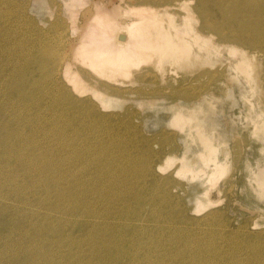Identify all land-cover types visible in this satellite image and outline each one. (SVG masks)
Here are the masks:
<instances>
[{"label":"rangeland","instance_id":"1","mask_svg":"<svg viewBox=\"0 0 264 264\" xmlns=\"http://www.w3.org/2000/svg\"><path fill=\"white\" fill-rule=\"evenodd\" d=\"M74 1L73 18L62 6L63 0H0V245L4 243L0 246V264H163V261L164 264H263L264 190L257 180L264 170L263 47L245 43L242 37H247V33L237 24L232 23L229 29L219 28V32L202 29L200 0H186L189 10H171L174 21L181 24L183 17L192 13L190 23L194 24L196 18L200 31L208 37L213 35L211 43L228 44L222 45L218 54L169 62L166 59L161 63L156 61L159 54L155 52L150 60L131 62L129 74L106 61L94 65L78 61L79 79L84 87H78L77 91L75 82L55 73L59 54L64 53L61 60L69 61L76 53V37L87 31L99 6L111 14L116 12L113 14L117 21L126 15L133 22L141 13L128 10L144 3L142 0ZM98 27L107 31L104 23ZM228 36L233 40L224 42ZM236 37L243 42H234ZM226 47L238 49V54L225 51ZM45 50L55 53L56 59L45 61L42 56ZM245 54L251 64L247 71L240 72L234 66L237 58ZM40 60L45 67L43 75L34 71ZM14 100L18 102L16 105ZM202 138L209 140L213 154ZM210 155L225 167L217 169ZM4 197H9L8 201ZM63 211L64 216L60 217Z\"/></svg>","mask_w":264,"mask_h":264},{"label":"bare ground","instance_id":"2","mask_svg":"<svg viewBox=\"0 0 264 264\" xmlns=\"http://www.w3.org/2000/svg\"><path fill=\"white\" fill-rule=\"evenodd\" d=\"M143 1V3H144V5H140V6H136V7H132V8H130L128 11H132L133 12V10L135 9V10H137L138 12H139V14L141 13V15H140V18H136L137 20H135V19H133V22L132 21H130V20H128V17L126 16V15H123V16H121L120 18H119V20L117 21L116 20V18H114V15L115 14H113V13H116V12H112V14H111V12H108V11H104L103 9H101L100 8V6L97 8V11H96V14H95V16L90 20V23H89V25H88V28H87V31L85 32V33H83V34H81V33H78V37H76V39H77V42H78V45H77V47H76V53H74L70 58H69V61H67V60H64V59H62L61 60V57H62V55L64 54V53H60L59 54V56L57 57V55L55 54V53H53L52 52V54L50 53V52H48V51H44V53L42 54V56H43V58L45 59V61H46V59H53V61L56 59V57H57V59L59 58V61H57L58 63H57V65L58 66H56V71H55V73L57 74V72L58 73H60V74H62L64 77H65V79H67V80H71V81H73V82H75L76 84H73V86H74V88L78 91L79 89H78V87L79 88H82V86L84 87V85L82 84V82H81V80L79 79V71H78V69H77V67H78V61L79 62H82V63H84V64H87V63H93V65L96 63V64H100V62L101 61H106L107 62V64L109 65V64H114L113 66H120L121 68H123L124 69V71H126L128 74L130 73V63L131 62H133V61H135L136 59H141V60H147V59H151V57H153L154 56V53L155 52H158L157 54H159V56H157V62H164L163 60H165V61H167L166 59H168V62H169V60L171 61V60H180V59H182L183 60V58H190V57H194V56H197L198 57V55H199V57H202V56H205V57H208V56H210L211 54H218L219 52H220V47L222 46V45H224V44H218V43H211L210 42V39L213 37V35H210L209 34V37L208 36H206L205 34H203L201 31H200V29L196 26V23H197V19L196 18H194V24H193V22L191 21V23H190V20L192 19V16H194L192 13H188L185 17H183V19H184V21L183 22H181V24H177L176 23V21H174V18H173V15H172V12H171V10H178V9H182V10H185L186 9V11L187 10H189V7H188V4H187V2H186V0H142ZM200 3L202 4V6L199 8L200 9V11H201V13H202V17H201V22H202V29H205V30H213L214 31V29H216L217 30V32H219V28H222V27H226V28H228L229 29V26L233 23V24H237V25H239V28H240V30H242L243 32H246L247 33V37H242V40L245 42V43H247V44H249V43H253L252 45L254 46V45H257V46H260V47H263V49H264V0H200ZM62 6H64V8H65V10L71 15V17H75V15H76V3H75V1L74 0H63V5ZM211 7V8H210ZM124 11H125V9H124ZM229 13H230V15H229ZM233 13V14H232ZM119 14V13H118ZM125 14V13H124ZM221 14H223L224 16H222ZM231 16H233V17H231ZM118 17H119V15H118ZM99 18H102V19H99ZM108 20H107V19ZM212 18V19H211ZM231 18H233V19H231ZM135 20V21H134ZM167 21V22H166ZM165 22L167 23V25L165 24ZM102 23H104L105 24V28L107 29V31H100L99 30V25L100 24H102ZM193 24V25H192ZM55 30H57V29H55ZM119 30V31H118ZM256 30V33L255 34H253V32ZM49 31V30H48ZM58 31V30H57ZM45 32H47V31H45ZM209 32V31H208ZM54 33V32H53ZM42 34H44L43 32H42ZM51 34V33H50ZM47 35V34H46ZM40 36V35H39ZM38 36V37H39ZM221 37H222V39L223 40H226L227 38L226 37H224V36H222V35H220ZM14 37V36H13ZM41 37V36H40ZM58 37V36H57ZM228 37H230V36H228ZM37 38V37H36ZM56 38V37H55ZM6 39V38H5ZM27 39V38H26ZM31 39V38H30ZM54 39V38H53ZM9 40H11V39H9ZM44 40V39H43ZM233 39H232V37H230V38H228V40L227 41H224V42H230V41H232ZM236 41H234V42H238V41H242L241 39H239V38H237L236 37V39H235ZM34 41H36V40H34ZM41 41V40H40ZM58 41V40H57ZM242 41V42H243ZM10 42V41H9ZM11 42H12V40H11ZM10 42V43H11ZM25 42V41H24ZM30 42V41H29ZM33 42V41H32ZM52 42V41H51ZM5 43V42H4ZM16 43V42H15ZM23 43V42H22ZM35 43V42H34ZM43 43V42H42ZM55 43V42H54ZM6 44V43H5ZM19 44H21V43H18L17 45H19ZM25 44H27L26 42H25ZM30 44V43H29ZM13 45V44H12ZM17 45H15V46H17ZM23 45H24V43H23ZM36 45V44H35ZM37 45H40V44H37ZM52 45V44H51ZM225 45H228L227 43L225 44ZM20 47V46H19ZM38 47V46H37ZM55 47V46H54ZM5 48V47H4ZM24 48H25V46H24ZM35 48V47H34ZM29 49V48H28ZM31 49V48H30ZM39 49V48H38ZM40 49H43V48H40ZM49 49H53V48H49ZM55 49V48H54ZM225 49V51L227 50V51H230V52H232V53H234V54H238L237 53V51H238V49L236 50V49H233V48H229V47H226V48H224ZM12 50V49H11ZM61 50H62V48H61ZM12 51H14V50H12ZM15 51H16V49H15ZM17 51H19V50H17ZM31 51V50H30ZM29 52V51H28ZM34 52V51H33ZM4 53V52H3ZM14 53V52H13ZM12 53V54H13ZM26 53V52H25ZM24 53V54H25ZM32 53V52H31ZM30 53V54H31ZM36 53V52H35ZM173 53V54H172ZM256 53V52H255ZM10 54H11V52H10ZM11 54V55H12ZM28 54V53H27ZM40 54V53H39ZM23 55V54H22ZM34 55H36V54H34ZM172 55V56H171ZM1 56V55H0ZM14 56V55H13ZM26 56V55H25ZM24 56V57H25ZM29 56V55H28ZM41 56V55H40ZM12 57V56H11ZM10 57V58H11ZM27 57V56H26ZM204 57V58H205ZM234 57V56H233ZM9 58V57H8ZM13 58V57H12ZM15 58V57H14ZM17 58V57H16ZM31 59H33V58H31ZM12 60V59H11ZM24 60V59H23ZM30 60V59H29ZM28 60V61H29ZM186 60V59H185ZM187 60H189V59H187ZM233 60V59H232ZM234 60H236V59H234ZM28 61H26V62H28ZM41 61H43V60H40L39 62V67H37L34 71H36V72H38V74L40 73L41 74V72H43V70H44V64H43V62H41ZM49 61V60H48ZM191 61V60H190ZM201 61V60H200ZM6 62V64H8L7 63V61H5ZM14 62V61H13ZM232 62V61H231ZM17 63V62H16ZM1 64H3V63H1ZM15 64V63H14ZM23 64H25V63H23ZM30 64V63H29ZM250 64H251V62H250V59H249V56H248V54H245V56H243V55H240V57H238L237 58V61H236V63H235V66L234 67H236V69L237 70H239L240 72H244V71H247V68H249L250 67ZM5 65V64H4ZM18 65V64H17ZM22 65V64H21ZM253 65V64H252ZM12 66H13V64H12ZM23 66V65H22ZM54 66V65H53ZM112 66V67H113ZM136 66H140V64H137ZM230 66H231V64H230ZM24 67V66H23ZM29 67V66H28ZM7 68V67H6ZM26 68V67H25ZM50 68H52V67H50ZM54 68H55V66H54ZM23 69V68H22ZM53 69V68H52ZM6 70V69H5ZM4 70V71H5ZM1 71H2V69H1ZM3 71V72H4ZM15 71V70H14ZM13 71V72H14ZM21 71V70H20ZM23 71V70H22ZM27 71H28V69H27ZM45 71H47V70H45ZM48 71H50V70H48ZM52 71V70H51ZM9 72V71H8ZM25 72V71H24ZM24 72H23V74L22 75H24ZM19 73H21V72H19ZM27 73V72H26ZM25 73V74H26ZM43 74H45V73H43ZM43 74H41V75H43ZM47 74V73H46ZM240 74V73H239ZM10 75H12L11 73H10ZM15 75V74H14ZM17 75V74H16ZM55 75V74H54ZM17 76H19V75H17ZM26 76V75H25ZM24 76V77H25ZM40 76V75H39ZM240 76V75H239ZM23 77V78H24ZM45 78L47 77V76H44ZM56 77V76H55ZM4 78V77H3ZM14 78V77H13ZM20 78H22V76H20ZM20 78H18V79H20ZM35 78V77H34ZM34 78H32V79H34ZM39 78V77H38ZM240 78H241V76H240ZM17 79V80H18ZM27 79V78H26ZM41 79H42V81H43V77H41ZM53 79V78H52ZM243 79H244V77H243ZM13 80V79H12ZM16 80V82H18ZM45 80V79H44ZM48 80V79H47ZM58 80V82H59V79H57ZM245 80V79H244ZM19 81H22V80H19ZM27 81V80H26ZM25 81V82H26ZM34 81V80H33ZM40 81V80H39ZM51 81V80H50ZM53 81V80H52ZM1 82V81H0ZM3 82V81H2ZM7 82V81H6ZM35 82V81H34ZM46 82V81H45ZM55 82H57V81H55ZM9 83H10V81H9ZM31 83V82H30ZM33 83V82H32ZM36 83V82H35ZM47 83V82H46ZM53 83H54V81H53ZM60 83V82H59ZM4 84V83H3ZM7 84V83H6ZM23 84V83H22ZM21 84V85H22ZM39 84V83H38ZM48 85H49V83H47ZM56 84V83H55ZM64 84V83H63ZM2 85V84H1ZM11 86H13L12 84H10ZM20 85V86H21ZM25 85H27V83L25 84ZM31 85H33V84H31ZM31 85H30V87H31ZM46 85V84H45ZM45 85H43V86H45ZM47 85V86H48ZM9 86V85H8ZM34 86H36V84L34 85ZM51 86V85H50ZM53 86V85H52ZM3 87V86H2ZM4 87H5V85H4ZM3 87V88H4ZM10 87V86H9ZM28 87V86H27ZM41 87V86H40ZM109 87V86H108ZM107 87V88H108ZM6 88V87H5ZM16 88V87H15ZM25 88H26V86H25ZM46 88V87H45ZM52 88V87H51ZM54 88V87H53ZM61 88H64V86H61ZM65 88H67V87H65ZM11 89V88H10ZM9 89V90H10ZM23 89H24V87H23ZM42 89H43V87H42ZM59 89V88H58ZM110 89H112V87H110ZM2 90V89H1ZM0 90V91H1ZM44 90V89H43ZM12 91H13V89H12ZM37 91H38V89H37ZM41 91V90H40ZM45 91V90H44ZM43 91V92H44ZM46 91H47V89H46ZM52 91V90H51ZM19 92V91H18ZM33 92V91H32ZM32 92H31V94H32ZM53 92V91H52ZM51 92V93H52ZM60 92V91H59ZM61 92H63V91H61ZM67 92V91H66ZM95 92H97V90L95 89ZM7 93V92H6ZM9 93V92H8ZM13 93V92H12ZM98 93V92H97ZM5 94V93H4ZM23 94V93H22ZM30 94V93H29ZM30 94V95H31ZM34 94H35V92H34ZM33 94V95H34ZM42 94V93H41ZM66 94V93H65ZM13 95V94H12ZM20 95H21V93H20ZM28 95V94H27ZM43 95V94H42ZM45 95H46V93H45ZM44 95V96H45ZM62 96H63V94H61ZM94 95H98V94H96V93H94ZM2 96V95H1ZM5 96V95H4ZM23 96V95H22ZM24 96H25V94H24ZM48 96V95H47ZM100 96V95H99ZM98 96V97H99ZM103 96V95H102ZM101 96V97H102ZM11 97V96H10ZM39 97H40V95H39ZM38 97V98H39ZM43 97V96H42ZM49 97V96H48ZM69 97H71V96H69ZM105 97V96H104ZM31 98H32V96H31ZM33 98H35V97H33ZM62 98V97H61ZM60 98V99H61ZM75 98V97H74ZM73 98V99H74ZM5 99H6V97H5ZM58 99V98H57ZM69 99V98H68ZM4 100V99H3ZM10 100H11V98H10ZM13 100V99H12ZM12 100H11V103H12ZM21 100V99H20ZM30 100V99H29ZM29 100H27V102L29 101ZM40 100V99H39ZM64 100V99H63ZM70 101L72 100V99H69ZM17 101V100H16ZM56 101H58V100H56ZM4 102H7V101H5L4 100ZM10 102V101H9ZM26 102V103H27ZM48 102V101H47ZM61 102V101H60ZM18 103V102H17ZM17 103H15V100H14V103L13 104H17ZM29 103V102H28ZM32 103H33V101H32ZM52 103V102H51ZM55 103V102H54ZM65 103V102H64ZM70 103V102H69ZM69 103H67V104H69ZM82 103V102H81ZM5 104H7V103H5ZM4 104V105H5ZM8 104H10V103H8ZM12 104V105H13ZM23 104V103H22ZM62 104H63V102H62ZM2 105V104H1ZM11 105V104H10ZM21 105V104H20ZM19 105V106H20ZM24 105V104H23ZM58 105V104H57ZM70 105H72L71 103H70ZM83 105V104H82ZM29 106V105H28ZM73 106V105H72ZM86 106V105H85ZM84 106V107H85ZM7 107H8V105H7ZM24 107V106H23ZM34 107V106H33ZM54 108L56 107V106H53ZM59 107V106H58ZM6 108V107H5ZM9 108H11V107H8V109ZM27 107H25V109H26ZM60 108H62V107H60ZM60 108H58V109H60ZM75 108V107H74ZM79 108V107H78ZM82 108V107H81ZM181 108V107H180ZM179 107H177L176 106V109H180ZM13 109V108H12ZM34 109V108H33ZM49 109V108H48ZM47 109V110H48ZM52 109V108H51ZM92 109V111H93V109L94 108H91ZM3 110V109H2ZM7 110V109H6ZM23 110H24V108H23ZM63 110H65V109H63ZM70 110V109H69ZM73 110V109H72ZM75 110V109H74ZM95 110V109H94ZM26 111V110H25ZM51 111V110H50ZM54 111V110H53ZM59 111V110H58ZM65 112H67V111H65ZM80 112V111H79ZM82 112V111H81ZM80 112V113H81ZM95 112H96V110H95ZM95 112H93V113H95ZM4 113V112H3ZM7 113V112H6ZM9 113V112H8ZM16 113V112H15ZM24 113V112H23ZM20 114H22V112H20ZM33 114V113H32ZM70 114V113H69ZM76 114H77V112H76ZM87 114V113H86ZM25 115V114H24ZM23 115V116H24ZM28 115V114H27ZM58 115H60V114H58ZM5 116H7V115H5ZM12 116V115H11ZM17 116V115H16ZM22 116V117H23ZM71 116V115H70ZM79 116V115H78ZM88 116V115H87ZM1 117V116H0ZM2 117H3V115H2ZM13 117H15V116H13ZM21 117V118H22ZM25 117V116H24ZM36 117V116H35ZM47 117V116H46ZM91 117V116H90ZM10 118V117H9ZM20 118V117H19ZM20 118V119H21ZM27 118V117H26ZM40 118V117H39ZM44 118V117H43ZM51 118V117H50ZM67 118H69V117H67ZM71 118V117H70ZM94 118V117H93ZM5 119V118H4ZM19 119V120H20ZM42 119V118H41ZM49 119V118H48ZM52 119V118H51ZM79 119H80V117H79ZM2 120V119H1ZM18 120V121H19ZM29 120V119H28ZM32 120V119H31ZM44 120V119H43ZM69 120V119H68ZM76 120H78V119H76ZM7 121V120H6ZM5 121V122H6ZM10 121V120H9ZM12 121V120H11ZM22 121V120H21ZM37 121V120H36ZM74 122H75V120H73ZM80 121H83V120H80ZM89 121V120H88ZM3 122V121H2ZM13 122H16V121H13ZM28 122V121H27ZM58 122V121H57ZM60 122V121H59ZM58 122V123H59ZM72 122V121H71ZM94 122H96V121H94ZM105 122H106V120H105ZM10 123V122H9ZM17 123V122H16ZM35 123H37V122H35ZM45 123V122H44ZM47 123V122H46ZM82 123V122H81ZM88 123V122H87ZM1 124V123H0ZM12 123H10V125H11ZM19 124H20V122H19ZM59 124H61V123H59ZM64 124V123H63ZM99 124V123H98ZM97 124V125H98ZM16 125V124H15ZM18 125V124H17ZM74 125V124H73ZM81 125V124H80ZM80 125H79V127H80ZM84 125H86V124H84ZM101 125V124H100ZM103 125V124H102ZM101 125V126H102ZM4 126V125H3ZM2 126V127H3ZM21 126V125H20ZM19 126V127H20ZM27 126V125H26ZM38 126V125H37ZM40 126V125H39ZM46 126V125H45ZM49 126H50V124H49ZM61 126V128H62V125H60ZM75 126V125H74ZM73 126V127H74ZM89 126V125H88ZM109 125L107 124V127H108ZM111 126V125H110ZM13 126H11V128H12ZM24 127V126H23ZM35 127V126H34ZM48 127V126H47ZM86 127V126H85ZM91 127V126H90ZM97 127V126H96ZM103 127V126H102ZM121 127V126H120ZM10 128V127H9ZM30 128V127H29ZM41 128V127H40ZM60 128V127H59ZM60 128V129H61ZM89 128V127H88ZM92 128H94V127H92ZM104 128V127H103ZM27 129V128H26ZM45 129V128H44ZM82 129H83V126H82ZM11 130H14V129H11ZM25 130V129H24ZM31 130H33V129H31ZM39 130V129H38ZM46 130V129H45ZM57 130V129H56ZM92 130V129H91ZM101 130V129H100ZM104 130V129H103ZM102 130V131H103ZM112 130V129H111ZM5 131V130H4ZM7 131V130H6ZM9 131V130H8ZM17 132L19 131V130H16ZM28 131H30V130H28ZM58 131V130H57ZM63 131V130H62ZM68 131V130H67ZM84 131H85V129H84ZM83 131V132H84ZM15 132V131H14ZM20 132H22V131H20ZM26 132V131H25ZM35 132V131H34ZM40 132V134H41V130L39 131ZM46 132V131H45ZM51 132V131H50ZM56 132V131H55ZM59 132H60V130H59ZM82 132V133H83ZM87 132V131H86ZM117 132V131H116ZM1 133V132H0ZM5 133V132H4ZM7 133V132H6ZM30 133V132H29ZM36 133V132H35ZM57 133V132H56ZM61 133V132H60ZM63 133V132H62ZM101 133V132H100ZM99 133V134H100ZM103 133V132H102ZM108 133V132H107ZM118 133V132H117ZM3 134V133H2ZM9 134V133H8ZM11 134V133H10ZM13 134V133H12ZM18 134V133H17ZM23 134H25V133H23ZM31 134H32V132H31ZM53 134V133H52ZM52 134H50L51 136H53ZM55 134V133H54ZM75 134V133H74ZM84 134V133H83ZM89 134V133H88ZM94 134V133H93ZM105 134V133H104ZM119 134V133H118ZM34 135V134H33ZM49 135V134H48ZM65 135V134H64ZM68 135V134H67ZM66 135V136H67ZM72 135V134H71ZM82 135V134H81ZM91 135V134H90ZM1 136V135H0ZM7 136V135H6ZM12 136V135H11ZM18 136V135H17ZM39 136V135H38ZM60 136H62V135H60ZM65 136V137H66ZM70 136V135H69ZM73 136V135H72ZM112 136H113V134H112ZM117 136H120V135H117ZM10 137V136H9ZM19 137V136H18ZM29 137H30V135H29ZM36 137V136H35ZM40 137V136H39ZM38 137V138H39ZM2 138V137H1ZM38 138H37V140H38ZM49 138V137H48ZM67 138H69V137H67ZM113 138H114V136H113ZM3 139V138H2ZM5 139V138H4ZM16 139V138H15ZM25 139V138H24ZM27 139V138H26ZM32 139V138H31ZM36 139V138H35ZM34 139V140H35ZM61 139V138H60ZM76 139V138H75ZM79 139V138H78ZM78 139H76V140H78ZM89 139V138H88ZM203 140H204V142H205V144H206V148L209 150V151H211V154H213L214 153V150H213V148L212 147H210V144H209V140L208 139H205V138H202ZM10 140H12V139H10ZM33 140V139H32ZM53 140V139H52ZM55 140V139H54ZM5 141V140H4ZM15 141V140H14ZM26 141V140H25ZM28 141V140H27ZM30 141V140H29ZM48 141H51V140H48ZM7 142H9V145H10V141H7ZM41 142V141H40ZM45 142V141H44ZM68 142V141H67ZM67 142H65L66 144H67ZM17 143V142H16ZM28 143V142H27ZM32 143V142H31ZM51 143V142H50ZM57 143V142H56ZM78 143V142H77ZM90 143H92V141L90 142ZM2 144V143H1ZM7 144V143H6ZM13 144V143H12ZM30 144V143H29ZM28 144V145H29ZM75 145H76V143H74ZM24 145H26V144H24ZM23 145V146H24ZM32 145V144H31ZM31 145L30 146H28V147H31ZM33 145H34V143H33ZM32 145V146H33ZM45 145V144H44ZM74 145V146H75ZM11 146V145H10ZM13 146V145H12ZM19 146V145H18ZM54 146V145H53ZM1 147V146H0ZM17 147V146H16ZM69 147V146H68ZM88 147V146H87ZM209 147V148H208ZM12 148V147H11ZM10 148V149H11ZM14 149H15V147H13ZM22 148V147H21ZM34 148V147H33ZM63 148H65V147H63ZM74 148V147H73ZM78 148V147H77ZM81 148V147H80ZM24 149V148H23ZM60 149V148H59ZM66 149V148H65ZM79 149V148H78ZM85 149V148H84ZM88 149V148H87ZM31 150V149H30ZM61 150V149H60ZM63 150V149H62ZM70 150V149H69ZM82 150V149H81ZM80 150V151H81ZM1 151V150H0ZM3 151V150H2ZM9 151V150H8ZM33 151V150H32ZM31 151V152H32ZM44 151V150H43ZM74 151H76V150H74ZM84 151V150H83ZM15 152V151H14ZM73 152V151H72ZM82 152V151H81ZM80 152V153H81ZM35 153V152H34ZM33 153V154H34ZM51 153H52V151H51ZM85 152H83V154H84ZM17 154V153H16ZM33 154H31V155H33ZM38 154V153H37ZM45 154V153H44ZM50 154V153H49ZM75 154H76V152H75ZM88 154V153H87ZM51 155V154H50ZM61 155V154H60ZM80 155H82V154H80ZM209 155V154H208ZM27 156H29L28 154H27ZM36 156V155H35ZM62 156V155H61ZM73 156H75V155H73ZM77 156H78V154H77ZM85 156V155H84ZM215 156V155H214ZM1 157V156H0ZM7 157V156H6ZM67 157V156H66ZM72 157V156H71ZM83 157V156H82ZM86 157H87V155H86ZM98 157V156H97ZM96 157V158H97ZM25 158V157H24ZM30 158V157H29ZM29 158H27V159H29ZM46 158V157H45ZM62 158H64L63 156H62ZM68 158V157H67ZM66 158V159H67ZM74 158V157H73ZM78 159L80 158V157H77ZM31 160L33 159L34 160V158H30ZM40 159V158H39ZM72 159V158H71ZM93 159V158H92ZM209 159L211 160V161H214V164H215V167L217 168V169H223L224 167H225V165L224 164H222V163H219L218 161H217V159L216 158H214V157H212L211 155H210V157H209ZM41 160V159H40ZM61 160V159H60ZM80 160V159H79ZM82 160V159H81ZM84 160V159H83ZM96 160V159H95ZM98 160V159H97ZM96 160V161H97ZM20 161V160H19ZM30 161V160H29ZM39 161V160H38ZM37 161V162H38ZM50 161H52V160H50ZM49 161V162H50ZM78 161V160H77ZM92 161H94V159L92 160ZM91 161V162H92ZM99 161H100V159H99ZM16 162V161H15ZM36 162V161H35ZM52 162H54V161H52ZM51 162V163H52ZM61 162V161H60ZM66 162V161H65ZM73 162H75L74 160H73ZM81 162V161H80ZM11 163V162H10ZM42 163H43V160H42ZM63 163V162H62ZM77 163V162H76ZM75 163V164H76ZM94 163V162H93ZM97 163V162H96ZM99 163V162H98ZM9 164V163H8ZM12 164V163H11ZM14 164V163H13ZM19 164V163H18ZM35 164V163H34ZM33 164V165H34ZM47 164V163H46ZM54 164V163H53ZM67 164V163H66ZM70 164V163H69ZM82 164H84V163H82ZM145 164V163H144ZM147 164V163H146ZM77 165H79V164H77ZM98 165V164H97ZM149 165V164H148ZM16 166V165H15ZM65 166V165H64ZM72 166V165H71ZM73 166H74V164H73ZM72 166V167H73ZM11 167V166H10ZM57 167V166H56ZM56 167H54V169L56 168ZM60 167V166H59ZM82 167V166H81ZM146 167V166H145ZM152 167V166H151ZM31 168V167H30ZM95 168V167H94ZM97 168V167H96ZM76 169V168H75ZM98 169V168H97ZM153 169V168H152ZM9 170H11V169H9ZM74 170V169H73ZM72 170V171H73ZM95 170V169H94ZM108 170V169H107ZM146 170V169H145ZM144 170V171H145ZM37 171V170H36ZM78 171V170H77ZM110 171V170H109ZM142 171V170H141ZM4 172H5V170H4ZM48 172V171H47ZM68 172V171H67ZM148 172V171H147ZM74 173H75V171H74ZM79 173H81V172H79ZM99 173V172H98ZM146 173V172H145ZM150 173V172H149ZM3 174V173H2ZM31 174V173H30ZM77 174H78V172H77ZM106 174V173H105ZM9 175V174H8ZM23 175V174H22ZM58 175V174H57ZM65 175V174H64ZM69 175V174H68ZM73 175V174H72ZM85 175V174H84ZM103 175V174H102ZM26 176V175H25ZM62 176V175H61ZM80 176V175H79ZM99 176V175H98ZM146 176H148V175H146ZM1 177V176H0ZM43 177V176H42ZM66 177V176H65ZM72 177V176H71ZM97 177V176H96ZM95 177V178H96ZM104 177V176H103ZM8 178V177H7ZM59 178V177H58ZM15 179V178H14ZM21 180H22V178H20ZM32 179V178H31ZM42 179V178H41ZM57 179V178H56ZM81 179V178H80ZM6 180V179H5ZM39 180V179H38ZM64 180V179H63ZM72 180V179H71ZM83 180V179H82ZM99 180V179H98ZM257 180H258V182L259 183H261V185H262V187H263V190H264V170L263 171H261L260 173H259V175H258V178H257ZM9 181H11V180H9ZM42 181V180H41ZM55 181V180H54ZM79 181V180H78ZM86 181V180H85ZM84 181V182H85ZM23 182V181H22ZM62 182V181H61ZM95 182V181H94ZM6 183V182H5ZM11 183V182H10ZM15 183V182H14ZM13 183V184H14ZM48 183V182H47ZM63 183V182H62ZM76 183V182H75ZM9 184V183H8ZM18 184H19V182H18ZM25 184V183H24ZM39 184H40V182H39ZM66 184H68V183H66ZM77 184V183H76ZM81 184H82V182H81ZM81 184H79L78 183V185L80 186ZM90 184V183H89ZM88 184V185H89ZM4 185V184H3ZM15 185V184H14ZM14 185H12V186H14ZM41 185H43V184H41ZM84 185H85V183H84ZM87 185V184H86ZM1 186V185H0ZM6 186V185H5ZM22 186V185H21ZM57 186V185H56ZM62 186V185H61ZM7 187V186H6ZM15 187V186H14ZM16 187H17V185H16ZM28 187V186H27ZM36 187V186H35ZM77 187V186H76ZM90 187V186H89ZM153 187V186H152ZM3 188V187H2ZM84 188H86V187H84ZM103 188V187H102ZM5 189V188H4ZM13 189V188H12ZM24 189V188H23ZM29 189V188H28ZM36 189V188H35ZM81 189V188H80ZM61 190H62V187H61ZM64 190V189H63ZM63 190H62V192H63ZM18 191V190H17ZM23 191V190H22ZM33 191H36V190H33ZM49 191V190H48ZM52 191V190H51ZM60 191V190H59ZM1 192H2V190H1ZM65 192V191H64ZM88 192V191H87ZM28 193V192H27ZM36 193V192H35ZM40 193V192H39ZM55 193V192H54ZM61 193V192H60ZM79 193H81L80 191H79ZM4 194V193H3ZM7 194V193H6ZM14 194H17V193H14ZM52 194V193H51ZM56 194H58L57 192H56ZM64 194V193H63ZM96 194V193H95ZM13 195V194H12ZM28 195V194H27ZM47 195V194H46ZM45 195V196H46ZM50 195V194H49ZM48 195V196H49ZM53 195V194H52ZM103 195V194H102ZM110 195V194H109ZM1 196H2V193H1ZM4 196H6V195H4ZM8 196V195H7ZM10 196V195H9ZM62 196V195H61ZM91 196V195H90ZM122 196V195H121ZM18 197V196H17ZM20 197V196H19ZM26 197V196H25ZM42 197V196H41ZM77 197V196H76ZM94 197H96V196H94ZM4 198H6V197H4ZM7 198H9V197H7ZM6 198V199H7ZM11 198H13V197H11ZM49 198H50V196H49ZM67 198H69V197H67ZM80 198V197H79ZM87 198V197H86ZM86 198H84V199H86ZM123 198V197H122ZM27 199V198H26ZM32 199L33 200H35L34 198H33V196H32ZM45 199H47L46 197H45ZM45 199H43V200H45ZM56 199V198H55ZM2 200H3V198H2ZM5 200V199H4ZM15 200V199H14ZM40 200V199H39ZM66 200V199H65ZM74 200V199H73ZM7 201H8V199H7ZM21 201V200H20ZM31 201V200H30ZM36 201H37V199H36ZM94 201V200H93ZM6 202V201H5ZM11 202H12V200H11ZM23 202V201H22ZM25 202V201H24ZM28 202V201H27ZM34 202V201H33ZM51 202H52V200H51ZM57 202V201H56ZM83 202H85V201H83ZM90 202V201H89ZM0 203H1V201H0ZM37 203H38V201H37ZM42 203V202H41ZM74 203V202H73ZM86 203V202H85ZM97 203V202H96ZM5 205H6V203H4ZM34 204V203H33ZM48 204V203H47ZM51 204V203H50ZM62 204V203H61ZM81 204V203H80ZM25 205H27V204H25ZM32 205V204H31ZM54 205H55V202H54ZM76 205V204H75ZM83 205V204H82ZM81 205V206H82ZM99 205V204H98ZM205 205V204H204ZM2 206V205H1ZM10 206V205H9ZM12 206V205H11ZM10 206V207H11ZM20 206V205H19ZM21 206H22V203H21ZM33 206V205H32ZM51 206H53L52 204H51ZM70 206V205H69ZM74 206V205H73ZM73 206H70V207H73ZM80 206V207H81ZM17 207V206H16ZM25 207V206H24ZM49 207V209H50V205L48 206ZM58 207V206H57ZM77 207V206H76ZM79 207V208H80ZM98 207V206H97ZM6 208V207H5ZM27 208V207H26ZM30 208V207H29ZM32 208V207H31ZM37 208H39V206H37ZM45 208H46V206H45ZM69 208V207H68ZM68 208H67V210H68ZM74 208V207H73ZM81 208H83V207H81ZM109 208H111V206H109ZM200 208H201V206H200ZM15 209V208H14ZM14 209L12 210V211H14ZM22 209V208H21ZM64 209V208H63ZM71 209V208H70ZM3 210V209H2ZM5 210V209H4ZM36 210V209H35ZM38 210V209H37ZM92 210H93V208H92ZM17 211H19V209L17 210ZM25 211V210H24ZM83 211V210H82ZM81 211V212H82ZM16 212V211H15ZM20 212V211H19ZM59 212H62V211H59ZM70 212V211H69ZM68 212V213H69ZM75 212V211H74ZM108 212V211H107ZM6 213V212H5ZM7 213L9 214V213H11V212H8V210H7ZM14 213V212H13ZM12 213V214H13ZM31 213V212H30ZM44 213V212H43ZM48 213V212H47ZM50 213V212H49ZM95 213V212H94ZM8 214H6V215H8ZM32 214H34L33 212H32ZM16 215V214H15ZM18 215V214H17ZM23 215V214H22ZM56 215V214H55ZM54 215V216H55ZM66 215V214H65ZM140 215V214H139ZM19 216V215H18ZM39 216V215H38ZM58 216V215H57ZM64 216V211H63V213H62V216H60V217H63ZM124 216V215H123ZM3 217H4V215H3ZM8 217V216H7ZM7 217H6V219H7ZM15 217V216H14ZM23 217V216H22ZM46 218H47V216H45ZM65 217H67V215L65 216ZM84 217V216H83ZM129 217V216H128ZM10 218V217H9ZM19 218H20V216H19ZM30 218V217H29ZM34 218V217H33ZM69 217H67V219H68ZM74 218V217H73ZM76 218V217H75ZM78 218V217H77ZM97 218V217H96ZM123 218V217H122ZM5 219V218H4ZM13 219V218H12ZM15 219V218H14ZM45 219V218H44ZM56 219V218H55ZM3 220V219H2ZM34 220V219H33ZM70 220V219H69ZM72 220V219H71ZM74 220V219H73ZM82 220V219H81ZM92 220V219H91ZM123 220V219H122ZM151 220V219H150ZM10 221V220H9ZM85 221V220H84ZM90 221V220H89ZM93 221V220H92ZM97 221V220H96ZM11 222H12V220H11ZM119 222V221H118ZM152 222H154V221H152ZM9 223V222H8ZM8 223H6V224H8ZM13 223V222H12ZM36 223V222H35ZM35 223H34V225H35ZM76 223V222H75ZM80 223V222H79ZM78 223V224H79ZM84 223V222H83ZM95 223V222H94ZM127 223V222H126ZM171 223V222H170ZM170 223H168V224H170ZM44 224H45V222H44ZM68 224V223H67ZM130 224V223H129ZM135 224H137V223H135ZM134 224V225H135ZM148 224V223H147ZM153 224V223H152ZM2 225V224H1ZM25 225V224H24ZM28 225V224H27ZM149 225V224H148ZM164 225V224H163ZM4 226H6L5 224H4ZM7 226H9V225H7ZM14 226H15V224H14ZM26 226V225H25ZM50 226V225H49ZM67 226V225H66ZM152 226V225H151ZM161 226V225H160ZM166 226H167V224H166ZM13 227V226H12ZM18 228H20L21 226H17ZM23 227V226H22ZM28 227V226H27ZM68 227V226H67ZM77 227V226H76ZM81 227H82V224H81ZM157 227V226H156ZM17 228V229H18ZM33 228H34V226H33ZM49 228V227H48ZM129 228V227H128ZM153 228V227H152ZM151 228V229H152ZM159 228V227H158ZM165 228V227H164ZM15 229H16V227H15ZM22 229V228H21ZM25 229V228H24ZM41 229V228H40ZM76 228H74V230H75ZM82 229V228H81ZM10 230V229H9ZM13 230V229H12ZM25 230H27V229H25ZM29 230V229H28ZM73 230V229H72ZM103 230V229H102ZM111 230V229H110ZM109 230V231H110ZM150 230V229H149ZM148 230V231H149ZM155 230V229H154ZM157 230V229H156ZM159 230H160V228H159ZM16 231V230H15ZM21 231V230H20ZM36 231V230H35ZM113 231V230H112ZM125 231H127V230H125ZM162 231H163V229H162ZM9 232V231H8ZM13 232V231H12ZM74 232V231H73ZM95 232V231H94ZM111 232V231H110ZM109 232V233H110ZM133 232V231H132ZM155 232V231H154ZM183 232V231H182ZM3 233H5V232H3ZM17 233V232H16ZM19 233V232H18ZM53 233V232H52ZM105 233V232H104ZM131 233V232H130ZM147 233V232H146ZM156 234H157V232H155ZM21 234H22V232H21ZM25 234V233H24ZM29 234V233H28ZM51 234V233H50ZM74 234V233H73ZM72 234V235H73ZM76 234V233H75ZM10 235V234H9ZM71 235V234H70ZM78 235V234H77ZM106 235V234H105ZM108 235V234H107ZM111 235V234H110ZM135 235V234H134ZM158 235V234H157ZM228 235V234H227ZM3 236V235H2ZM5 236V235H4ZM8 236V235H7ZM7 236H6V238H7ZM74 236V235H73ZM132 236V235H131ZM156 236V235H155ZM184 236V235H183ZM229 236H231V235H229ZM10 237V236H9ZM29 237V236H28ZM146 237V236H145ZM154 237V236H153ZM157 237H159V236H157ZM156 237V238H157ZM4 238V237H3ZM5 238V239H6ZM11 238V237H10ZM111 238V237H110ZM140 238V237H139ZM144 238V237H143ZM152 238V237H151ZM160 238V237H159ZM196 238V237H195ZM1 239V238H0ZM26 241H27V239L26 238H24ZM67 239V238H66ZM90 239V238H89ZM102 239V238H101ZM142 239V238H141ZM163 239V238H162ZM221 239V238H220ZM69 240V239H68ZM71 240V239H70ZM96 240V239H95ZM103 240V239H102ZM106 240V239H105ZM132 240V239H131ZM154 240V239H153ZM152 240V241H153ZM165 240V239H164ZM250 240V239H249ZM3 241V240H2ZM10 241V240H9ZM50 241V240H49ZM129 241V240H128ZM128 241H126V242H128ZM149 241V240H148ZM156 241V240H155ZM154 241V242H155ZM166 241V240H165ZM240 241V240H239ZM253 241V240H252ZM262 241H263V239H262ZM4 242H6V240L4 241ZM24 242V241H23ZM66 242V241H65ZM158 242V241H157ZM178 242H180V241H178ZM194 242V241H193ZM259 242V241H258ZM257 242V243H258ZM264 242V241H263ZM67 243V242H66ZM140 243H141V241H140ZM144 243V242H143ZM153 243V242H152ZM156 243V242H155ZM181 243V242H180ZM249 243V242H248ZM254 243V242H253ZM262 243V242H261ZM4 243H2L1 245H3ZM46 244V243H45ZM44 244V245H45ZM149 244V243H148ZM168 244V243H167ZM0 245V246H1ZM10 245V244H9ZM30 245V244H29ZM43 245V246H44ZM62 245H64V243L62 244ZM67 245V244H66ZM65 245V246H66ZM91 245V244H90ZM106 245V244H105ZM155 245V244H154ZM193 245V244H192ZM258 245V244H257ZM256 245V246H257ZM143 246V245H142ZM240 246H241V244H240ZM249 246V245H248ZM247 246V247H248ZM6 247V246H5ZM21 247V246H20ZM34 247V246H33ZM36 247V246H35ZM34 247V248H35ZM38 247H40V246H38ZM61 247V246H60ZM182 247V246H181ZM233 247V246H232ZM246 247V246H245ZM244 247V248H245ZM4 248V247H3ZM22 248V250H23V246L21 247ZM50 248V247H49ZM94 248V247H93ZM110 248H112V247H110ZM136 248V247H135ZM193 248V247H192ZM197 248V247H196ZM235 248V247H234ZM250 248V247H249ZM248 248V249H249ZM256 248V247H255ZM261 248V247H260ZM37 249V248H36ZM114 249V248H113ZM259 249V248H258ZM29 250V249H28ZM55 250V249H54ZM64 250V249H63ZM149 250V249H148ZM164 250V249H163ZM170 251V250H169ZM211 251V250H210ZM260 251V250H259ZM8 252H10V251H8ZM22 252V251H21ZM40 252V251H39ZM79 252V251H78ZM83 252V251H82ZM142 252V251H141ZM156 252V251H155ZM189 252H190V250H189ZM264 252V251H263ZM1 253V252H0ZM3 253V252H2ZM41 253V252H40ZM44 253V252H43ZM48 253V252H47ZM146 253H147V251H146ZM148 253H150V252H148ZM192 253V252H191ZM195 253V252H194ZM200 253V252H199ZM213 253V252H212ZM49 254H50V252H49ZM53 254V253H52ZM57 254V253H56ZM88 254V253H87ZM87 254H86V256H87ZM137 254V253H136ZM142 254V253H141ZM144 254V253H143ZM152 254V253H151ZM155 254V253H154ZM157 254V253H156ZM155 254V255H156ZM174 254V253H173ZM256 254V253H255ZM5 255H6V253H5ZM9 255V254H8ZM81 255V254H80ZM161 255V254H160ZM208 255V254H207ZM206 255V256H207ZM11 256V255H10ZM90 256V255H89ZM104 256V255H103ZM111 256H113V255H111ZM197 256V255H196ZM60 257V256H59ZM80 257V256H79ZM135 257V256H134ZM147 257V256H146ZM159 257V256H158ZM2 258V257H1ZM0 258V259H1ZM5 258V257H4ZM76 258V257H75ZM82 258V257H81ZM156 258V257H155ZM164 258V257H163ZM174 257H172V259H173ZM25 259V258H24ZM38 259V258H37ZM78 259V258H77ZM95 259V258H94ZM111 259V258H110ZM132 259V258H131ZM148 259H150V258H148ZM172 259H170V260H172ZM175 259V258H174ZM26 260V259H25ZM31 260V259H30ZM73 260V259H72ZM104 260H105V258H104ZM139 260V259H138ZM151 260V259H150ZM198 260V259H197ZM3 261V260H2ZM9 261V260H8ZM74 261V260H73ZM152 261V260H151ZM174 261V260H173ZM196 261V260H195ZM23 262H24V260H23ZM32 262V261H31ZM60 262V261H59ZM64 262V261H63ZM76 262V261H75ZM105 262V261H104ZM108 262V261H107ZM119 262H121V261H119ZM148 262V261H147ZM150 262V261H149ZM154 262H156V261H154ZM161 262V261H160ZM164 262L165 261H163V264H164ZM177 262V261H176ZM111 263V262H110ZM134 263V262H133ZM171 263V262H170ZM175 263V262H174ZM31 264V263H30ZM39 264V263H38ZM85 264V263H84ZM89 264V263H88ZM95 264V263H94ZM101 264V263H100ZM109 264V263H108ZM132 264V263H131ZM264 264V263H263Z\"/></svg>","mask_w":264,"mask_h":264}]
</instances>
